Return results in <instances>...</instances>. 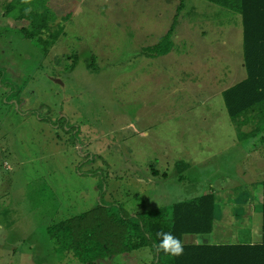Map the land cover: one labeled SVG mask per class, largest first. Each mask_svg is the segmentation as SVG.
Instances as JSON below:
<instances>
[{"label": "rangeland", "instance_id": "1", "mask_svg": "<svg viewBox=\"0 0 264 264\" xmlns=\"http://www.w3.org/2000/svg\"><path fill=\"white\" fill-rule=\"evenodd\" d=\"M9 1L0 264H83L58 252L47 228L98 204L136 216L213 192L216 233L185 242L254 228L246 205L264 180V124L232 120L222 95L247 76L241 14L208 0H47L55 19L29 38V19L3 14ZM154 261L148 246L97 264Z\"/></svg>", "mask_w": 264, "mask_h": 264}, {"label": "trees", "instance_id": "2", "mask_svg": "<svg viewBox=\"0 0 264 264\" xmlns=\"http://www.w3.org/2000/svg\"><path fill=\"white\" fill-rule=\"evenodd\" d=\"M242 15L244 29V64L247 76L222 92L232 120L240 124H264V0H208ZM183 7V3L180 4ZM17 20L29 19L24 29L27 37L43 36L55 14L47 0H11L3 13ZM172 31V30H171ZM53 34L52 38H56ZM170 33L154 49L158 55L172 46ZM50 45V41H44ZM163 42V43H162ZM165 44V45H163ZM166 46V48L164 47ZM262 228L264 230V182ZM216 219L213 192L182 200L172 205L136 216L121 215L111 205L95 208L63 218L48 226L55 249L78 263L97 264L135 249L150 246L155 252L154 264H264V234L254 244H185L186 234H210ZM171 232L184 247L180 256L159 250V232Z\"/></svg>", "mask_w": 264, "mask_h": 264}, {"label": "crops", "instance_id": "3", "mask_svg": "<svg viewBox=\"0 0 264 264\" xmlns=\"http://www.w3.org/2000/svg\"><path fill=\"white\" fill-rule=\"evenodd\" d=\"M262 164H264V161L262 162ZM263 182L264 180L261 183H259L260 186L259 185L256 186L257 188L254 194L255 195L254 199L251 200L246 205L247 206L246 213L250 215V222L251 223L253 221L255 222L254 228L252 227L251 229V226H250L249 228L246 229V231H242V229L232 230V236L235 239L231 237L229 239H222L223 237H226L229 235L225 234L226 232L224 230H220L219 231L220 236L217 237L216 241L211 240V241H207L203 243H199V242L197 243V242H194V240L189 241L190 243L185 242V237H188L189 235L191 236V234H186L184 236V243L192 245V244H232V243L254 244L257 242H261L262 235L264 234V230L262 228V210H261L262 208L261 201L263 200V195H262L263 191H261L260 188L262 187ZM222 189H225L224 186H222ZM256 223H259V225H256ZM214 232L216 233L215 228L210 234L212 235ZM218 238H221V239H218Z\"/></svg>", "mask_w": 264, "mask_h": 264}, {"label": "clouds", "instance_id": "4", "mask_svg": "<svg viewBox=\"0 0 264 264\" xmlns=\"http://www.w3.org/2000/svg\"><path fill=\"white\" fill-rule=\"evenodd\" d=\"M157 235L160 237L159 243L156 247L164 253L171 256H180L184 252V247L181 240L174 236L171 232H159Z\"/></svg>", "mask_w": 264, "mask_h": 264}]
</instances>
